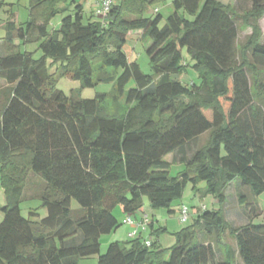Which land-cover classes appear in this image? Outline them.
Returning a JSON list of instances; mask_svg holds the SVG:
<instances>
[{
	"label": "trees",
	"instance_id": "obj_1",
	"mask_svg": "<svg viewBox=\"0 0 264 264\" xmlns=\"http://www.w3.org/2000/svg\"><path fill=\"white\" fill-rule=\"evenodd\" d=\"M87 1L29 0L25 23L17 25L13 13L3 22L0 79L8 88L0 102L6 198L0 264H79L92 256L97 264H264V224L252 223L257 209L245 194L238 200L248 224L235 228L224 217L230 187L246 188L254 198L264 193V0H248L251 7L241 14L219 0H173L162 28L157 10L144 17L162 0H113L105 16L94 8L84 22ZM4 6L0 0V11ZM58 14H64L59 26L49 30ZM241 26L251 34L239 48ZM17 40L38 41L40 58L21 51ZM135 40L146 43L151 75L128 60L127 43ZM48 61L56 73H49ZM188 67L197 84L172 78ZM57 72L82 88L112 81L115 73V94L67 96L55 87ZM130 81L134 87L126 90ZM206 133L205 146L190 156L191 144ZM170 154L185 165L176 178L164 160ZM30 173L45 185L41 220L20 212ZM200 182L219 208L199 209L172 248L145 247L138 239L129 247L110 243L99 254L101 236L122 225L115 208L135 215L146 198L152 209H169L186 184L196 189Z\"/></svg>",
	"mask_w": 264,
	"mask_h": 264
},
{
	"label": "rangeland",
	"instance_id": "obj_2",
	"mask_svg": "<svg viewBox=\"0 0 264 264\" xmlns=\"http://www.w3.org/2000/svg\"><path fill=\"white\" fill-rule=\"evenodd\" d=\"M6 3V6L3 7V9L0 11V19L2 20V24L0 26V49L2 48V42L1 39L5 36V30L3 29V24L5 21L10 18L11 13L14 14V21L17 25L23 24L27 21L29 18V7L30 2L29 0H3ZM95 2L96 0H88L84 7H83V16H84V22H86L87 18L91 16V13L94 12L95 8ZM172 0H162L161 2H158L150 7H148V10L145 12L144 17L145 18H152L154 17V11H159L162 19L159 23V27L162 28L165 24V20L167 16L171 13V8L168 7L170 5ZM224 4H231L235 7L237 13L241 14L242 11H246L250 9L251 4L248 0H221ZM71 11V9H69ZM64 14H58L56 17H54L49 24L48 29H55L57 26H59V22ZM4 22V23H3ZM237 25L240 26V22L238 21ZM259 26L262 32V38L261 43L264 45V15L262 19L259 21ZM140 33V32H139ZM251 34V30L249 28H245L244 26H241V30L238 31V38H237V44L238 47L241 48V46L246 42L248 36ZM15 45H19V49L21 51H26L33 54L34 59H38L41 56V52L38 49V41L36 42H30V43H21L19 40L14 42ZM128 46L131 49L130 55L128 57V60L130 62H136L142 73L145 75H151V67L149 64V60L145 54V48L146 43L139 40V41H128ZM185 58V63H190V60L186 53H183ZM49 61L47 62L49 67ZM58 66L49 67L48 71L49 73H56ZM120 71V70H119ZM58 73V72H57ZM115 76L114 73L112 75L113 80L108 82H96V84L93 87L89 88H82L80 83L77 81H73L69 79L68 77L57 75L55 87L63 92L65 95L69 96L71 93L78 95L80 99L83 100H90L93 99L96 95L102 94L105 95L107 98H111L115 94ZM174 80L179 81L180 83L184 85H192L193 83L197 84L199 82L198 74L190 67L187 68V72L183 73L179 76H173ZM95 81H97L95 79ZM134 84L132 81L129 82V84L126 87V90H129L130 88H133ZM6 88H8V85L0 79V102L2 97V93ZM252 92H255V88L252 89ZM110 108L114 109V103L109 102L106 104ZM122 112V111H120ZM118 112V113H120ZM208 141V133L202 135L199 139L194 141L189 149L188 154L191 156L197 149L205 146V144ZM164 160L169 163V177L170 178H176L179 174L183 173L185 171V165L180 164L178 162H174V156L172 154L167 155ZM43 184L44 182L36 175L30 173L27 177L25 187H24V194L22 201L20 203V212L21 216L23 218L28 217L29 212H36L38 215V218L36 220H41L46 216V211L42 208H40L41 204V194L43 191ZM206 188V184L204 182H200L196 185V189L193 188V186L188 183L186 184L182 195L180 198L175 199L170 204L169 209L166 208H160V209H152L146 198H143V207L140 210L139 214H136L135 217L137 219L138 216L142 215L143 213L149 216V219L153 221L154 228L147 227V229L143 232H141V241H148L155 243L157 246H159L160 249H170L172 248L176 243V237L175 234L180 232L183 228L187 227L188 225H191L192 216L196 215L195 213L199 211L202 207H206L207 210H217L219 208L218 204L214 202V198L209 194H203L204 189ZM236 189L240 193H246L242 190H240V187L234 186V188H231L229 191V194L231 197L228 199V208L226 210L228 216L233 219L234 225H238V222L244 220V217H241V214L243 215L245 212V204H242L241 206H237L235 203V191ZM239 193V194H240ZM6 198L4 190L2 189L0 185V207L5 206ZM182 207H186L189 210V219L187 222L183 223L180 221V209ZM71 208L72 210L78 209V204L75 200H72L71 202ZM113 214L115 217L121 222V219H124L126 216L123 213L122 209L120 207H117L114 209ZM191 216V218H190ZM124 217V218H123ZM4 215L3 212L0 211V223L3 221ZM255 222V221H254ZM236 227V226H234ZM166 231H163V230ZM130 231V226L122 224L120 225L115 231H112L111 233L107 235H103L100 238V248H99V254L103 255L106 252V249L110 243L113 242H119L122 244H125L127 247L129 245L127 244L129 242V239L127 237L128 232ZM97 258L98 256H92L85 259H79V264H97Z\"/></svg>",
	"mask_w": 264,
	"mask_h": 264
},
{
	"label": "built area",
	"instance_id": "obj_3",
	"mask_svg": "<svg viewBox=\"0 0 264 264\" xmlns=\"http://www.w3.org/2000/svg\"><path fill=\"white\" fill-rule=\"evenodd\" d=\"M113 0H101L95 4V15L97 17H103L106 15ZM100 2V3H99ZM202 207L201 209H204ZM180 221L185 223L189 219V210L186 207H182L179 211ZM126 217L122 220V224L130 226V231L127 234L129 240H141V232L145 231L147 227H150V219L146 214H142L135 218V215H125ZM145 247H150L152 242L141 241Z\"/></svg>",
	"mask_w": 264,
	"mask_h": 264
},
{
	"label": "crops",
	"instance_id": "obj_4",
	"mask_svg": "<svg viewBox=\"0 0 264 264\" xmlns=\"http://www.w3.org/2000/svg\"><path fill=\"white\" fill-rule=\"evenodd\" d=\"M220 2H221V0H219ZM172 2H173V0H172ZM172 2H171V4L170 5H168V7H170L171 8V12H172ZM221 3H223V2H221ZM224 4V3H223ZM158 14H160L159 13V11H158ZM45 185L43 184V187H44ZM232 188H234V186H232ZM43 189V188H42ZM230 189H231V187L229 188V190L226 192L227 193V196H228V199L231 197V195L229 194V191H230ZM234 190H236V189H234ZM240 190H242V191H244L245 193H246V203H249V204H252L254 207H256V209H257V217L256 218H254L253 220H252V223L253 224H256V225H261V224H264V193L263 194H261L259 197H257V198H254L251 194H250V192H249V190H247L246 188H241L240 187ZM235 193V203H236V205L239 207V206H241L242 204H241V202L238 200V194L240 193V191L238 192L237 190L234 192ZM242 193V192H241ZM244 194V193H243ZM214 202L217 204V201L214 199ZM228 202H229V200H228ZM228 202H227V204H226V206H225V208H224V217H225V219L229 222V223H231L232 224V226H236L235 228H238V227H242V226H245L246 224H248V217H247V213H246V211L244 212V214L242 215L241 214V217H244L243 219L244 220H242V221H240V222H238V225H234V221H232L233 219H231L229 216H228V214H227V212H226V210H227V208H228ZM206 208V207H205ZM207 209V208H206ZM198 212L199 211H197L195 214L196 215H194V216H192V219H194L196 216H197V214H198ZM136 214H139V213H136ZM135 214V216H137ZM124 218V217H123ZM190 218H191V216H190ZM123 219H121V221H122ZM255 221V222H254ZM150 223H151V225H150V228L152 227V229L154 228V223H153V221L152 220H150ZM224 240H225V242L227 243V244H230L231 246H232V248H234L235 249V242L233 241V239L231 238V237H229L227 234H226V236H225V238H224Z\"/></svg>",
	"mask_w": 264,
	"mask_h": 264
}]
</instances>
